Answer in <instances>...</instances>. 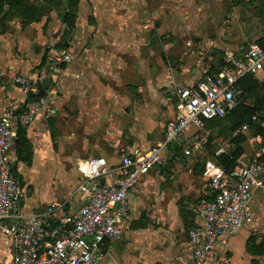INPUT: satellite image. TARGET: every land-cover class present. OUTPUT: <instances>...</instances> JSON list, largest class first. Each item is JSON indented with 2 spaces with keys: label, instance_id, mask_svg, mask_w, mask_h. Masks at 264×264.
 Returning a JSON list of instances; mask_svg holds the SVG:
<instances>
[{
  "label": "crops",
  "instance_id": "1",
  "mask_svg": "<svg viewBox=\"0 0 264 264\" xmlns=\"http://www.w3.org/2000/svg\"><path fill=\"white\" fill-rule=\"evenodd\" d=\"M40 1L51 3L50 8L34 21L14 10L10 14L7 7L0 14V118L7 109L25 104L23 92L13 81L17 76L38 77L39 92L55 95L51 113L43 112L24 129L23 153L30 151L31 163H20L18 174L25 182L23 209L29 214L45 212L53 205L60 207L58 216L78 210L85 198L77 193L83 183L77 168L81 161L104 157L119 163L127 155L139 156L159 144L167 125L179 117L176 89L217 72L228 55H237L264 38V15L259 14L264 0H80L70 16L69 0ZM62 2L63 7H53ZM150 33L157 35L147 42ZM159 37L168 40L164 52L178 65L174 76L168 72L173 68L154 49ZM57 48L68 49L73 61L48 71V56ZM129 56L144 65L151 63V70L144 69L143 77L138 73L137 80L128 79ZM255 78L261 85L260 95L249 100L248 106L259 96L264 99V70ZM167 80L176 84L172 91L162 89ZM209 131L207 146L215 142V133ZM249 133V128L241 132L256 150L247 154L245 143L243 162L264 149V140L248 138ZM178 146L179 152L166 165L156 167L130 193V218L121 225V239L102 246V264H182L190 258L188 234L194 227V211L206 193L203 165L219 157V152L226 154L232 145L220 146L201 161V183L191 175L197 163L191 167L184 162L189 157ZM206 147L195 150L202 152ZM182 161L197 182L174 174ZM54 166L75 167L80 181L75 191L61 189L60 183L67 179H60L57 188L45 193L35 187L40 174L54 171ZM251 208V223L218 246L217 264H263L264 256L253 254L251 243L264 242V190L255 192ZM11 259L12 245L0 236V264Z\"/></svg>",
  "mask_w": 264,
  "mask_h": 264
},
{
  "label": "built area",
  "instance_id": "2",
  "mask_svg": "<svg viewBox=\"0 0 264 264\" xmlns=\"http://www.w3.org/2000/svg\"><path fill=\"white\" fill-rule=\"evenodd\" d=\"M72 61L68 49H53L47 70L61 69ZM262 70L264 47L255 41L237 55H228L217 72L206 74L193 85L178 87L179 117L167 125L163 140L139 156L123 157L119 163L104 157L81 161L77 168L83 183L77 193L85 198L78 210L63 216L57 215L60 207L56 205L36 214L23 209L25 188L18 179L20 163L15 147L18 133L32 126L43 112L51 113L55 95L30 100L31 95L39 94V78L15 77L14 84L23 92L25 104L7 109L0 118V236L12 245L9 264H102V246L121 239V225L130 218V193L151 171L175 156L173 146H182L185 157L206 147L208 123L224 119L243 104L245 96L239 82ZM192 127L197 131L188 136ZM247 129L243 127L241 132ZM202 177L205 198L194 211V227L188 234L190 258L182 264H217V248L224 238L251 223L254 194L264 190V149L247 162L240 158L229 174L208 160Z\"/></svg>",
  "mask_w": 264,
  "mask_h": 264
},
{
  "label": "trees",
  "instance_id": "3",
  "mask_svg": "<svg viewBox=\"0 0 264 264\" xmlns=\"http://www.w3.org/2000/svg\"><path fill=\"white\" fill-rule=\"evenodd\" d=\"M15 1V0H14ZM13 0H0V4H9L16 6L15 2ZM25 1V0H22ZM22 1L19 0V3L21 4ZM47 1H55V0H47ZM79 1L80 0H69V14L74 15L79 7ZM18 5V4H17ZM264 9V7L262 8ZM2 8L0 7V14L2 13ZM39 12V10H38ZM261 12V11H260ZM40 13V12H39ZM259 14L264 15V11H262ZM18 15L21 17L27 19L29 22L36 20L39 16H37V9L34 6L28 5L27 3L25 5L19 6V12ZM262 47H264V38L257 41ZM215 73V72H214ZM209 74H212L211 72ZM240 87L244 91V103L241 104L239 107H237L235 110H233L231 113H229L224 119L222 120H215L208 123V128L212 130L214 133H218V135H223L225 130L228 131L232 136L236 132L240 131L244 126H248L249 130L252 133V136L254 137H261L264 140V99L263 97H258V99L255 101L253 106H248V101L254 99L257 95H260L261 85L256 80L255 76L248 75L244 77L239 82ZM38 95L33 94L30 96L31 99H37ZM262 115V117H258ZM253 118H256V120H253ZM247 139L242 134H237L235 137H232L231 139V145L232 148L226 153L219 157H215L214 161L221 166L226 173H231L237 166L238 160L241 158V156L244 155L245 150L243 145L246 143ZM24 130H19L18 133V139L16 142V153L18 156L19 163H27L28 165L31 163L30 159V151H28L24 155ZM29 149V146L26 147ZM181 149V148H180ZM173 151L179 152V146L175 145L173 148ZM18 179L21 183V185L24 187L25 182L23 181V178L21 175H18ZM193 228V226L190 228V230ZM251 248L253 254L256 256H264V242L261 245H257L254 241L251 243Z\"/></svg>",
  "mask_w": 264,
  "mask_h": 264
},
{
  "label": "rangeland",
  "instance_id": "4",
  "mask_svg": "<svg viewBox=\"0 0 264 264\" xmlns=\"http://www.w3.org/2000/svg\"><path fill=\"white\" fill-rule=\"evenodd\" d=\"M20 1H22V0H20ZM14 2L16 4V6L9 5L7 3L0 4V7L2 8L1 11L3 12V10L7 7V8L10 9L9 10L10 11V14L11 13L13 14L14 12L16 14H18V12H19V6L21 4L22 5H25L27 3L28 5L34 6L37 9V16H40L41 14L45 13L47 9L50 8L49 5L51 4V3L50 4H47L46 1L43 2V1H40V0H25V1H22L21 4L19 3V0H15ZM47 2H49V1H47ZM40 5H41V8H40ZM256 5L259 8L262 7L261 4H260V6H259V4H256ZM60 6L63 7L64 6V2H62L60 5H59V3H55L53 7L59 8ZM12 10H14V12H11ZM38 10H39L40 13L38 12ZM154 35H157V33H150V36H148L146 38V41L149 42ZM167 41H168L167 39H164L162 37H159V40L154 41L155 43H153V44H154V47H155L154 49L158 53L159 59L163 60L165 62V65L168 68H171V69L173 68L172 70H169L168 72H169V74H172V76H174L176 74V72H177L178 65L176 64V62L174 60L172 61V59H170L166 55V53L164 52V45L166 44ZM168 61L170 63H168ZM150 64L151 63H148L147 65H144L143 64V61L136 60V59H135V61H132V58L129 56V62H128V79L131 78L132 80H137V76L136 75L138 73H139L138 76L143 77L142 71L144 69L151 70V67L149 66ZM168 81L169 80H167L165 82L166 84H164L163 85V88H162L166 92L167 91H172V89L176 86V84H175L174 81H171L170 80L171 82L169 81V84H167ZM131 87L132 88H135L133 86H131ZM175 100H176V98H173L172 99V103L175 104ZM194 132H195V129H194V127H192V129L190 131V135L193 134ZM251 135L252 134L249 133L247 137L248 138H251L252 137ZM212 137H213L212 138L213 139L212 141L213 142L215 141L214 142V145L211 144V145L207 146L205 149H202V152H200L199 150H194V155L191 156V157H189V159H187V160L184 161L186 163H189L191 165V167H192V165L194 166V164L197 163V167L195 169V173H192V174L190 173V174L192 176L196 177V180L198 181V183L200 182V179L198 177H200V171H201V168H202V165H203L201 161H205L208 158V154L211 153L212 151H215L220 146L226 147L227 145H230L231 139H232V135L230 133H228V131H226V130H225V132H224L223 135H218V133H215ZM249 143H250V140L245 145L246 152H247V154H253V149L254 150H256V149H255V147L252 149V147H250L251 144H249ZM181 152H182V150H181ZM196 158L198 160L195 161ZM181 164H182V166H180L179 169H176V167H175L176 170H175V173L174 174L177 175V176H183V175L186 176V179H188L189 182H190V180H191V182L192 181L193 182H197L188 173V171L186 169L187 167H185L183 165L184 164L183 161H182ZM54 167H55L54 171L51 169V171H48V172L47 171H43V173L40 174V177L37 180V182L35 184L36 185L35 187L38 188V189H41L45 193V191L53 190L52 188H54V189H55V187L57 188L58 185H59V183H60V179H67L66 180V183H60L59 186L61 187V189H68V188L72 187L71 189H73V191H75L76 187L78 186V184L80 182L79 181V177L77 175V172H75V167L74 166H66V167L65 166L64 167H62V166H54ZM170 168H171V166L169 167V172H168V174L170 175L169 180H171V176H174V174L172 172H170ZM74 183L76 184L75 186H74ZM184 187H187L188 188V186L186 185V186H181V187H173L172 186L171 189H182ZM56 190H58V189H56ZM53 193H51V194H53ZM54 194L56 195L57 193H54ZM262 263L264 264V261L263 260H262Z\"/></svg>",
  "mask_w": 264,
  "mask_h": 264
},
{
  "label": "water",
  "instance_id": "5",
  "mask_svg": "<svg viewBox=\"0 0 264 264\" xmlns=\"http://www.w3.org/2000/svg\"><path fill=\"white\" fill-rule=\"evenodd\" d=\"M43 94H44V91H43V89H41L40 92H39V94H38V96H39V97H42ZM102 183H104V181H102Z\"/></svg>",
  "mask_w": 264,
  "mask_h": 264
}]
</instances>
